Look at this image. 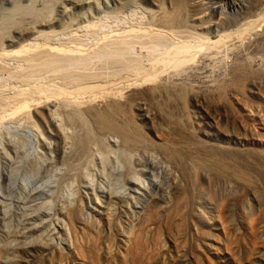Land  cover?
<instances>
[{
  "label": "rangeland",
  "instance_id": "374dc122",
  "mask_svg": "<svg viewBox=\"0 0 264 264\" xmlns=\"http://www.w3.org/2000/svg\"><path fill=\"white\" fill-rule=\"evenodd\" d=\"M46 1L0 28V264H264V0ZM134 28L157 50H133L142 75L81 89L74 68L60 92L56 46L93 30L81 56L112 63L101 36ZM40 50L51 72L24 82Z\"/></svg>",
  "mask_w": 264,
  "mask_h": 264
},
{
  "label": "bare ground",
  "instance_id": "6f19581e",
  "mask_svg": "<svg viewBox=\"0 0 264 264\" xmlns=\"http://www.w3.org/2000/svg\"><path fill=\"white\" fill-rule=\"evenodd\" d=\"M46 1V0H45ZM36 0H31L30 2H28V4L26 5V6H23V5H20V6H23V7H20V6H16L15 8H14V10H11V14H6L5 16H3V17H5V18H1V20H0V28L2 29V27L4 28V27H6V28H8L9 26H13V25H15V26H18V25H20L21 24V22H23V21H25V20H30V21H32L33 23H36V22H39V21H41V19L43 18L42 17V15L44 16V14H42V12H44V10L46 9V8H44V7H46V5H47V1L46 2H43V4H44V6L42 7V6H40L39 8H38V10H37V8L35 9V5H36ZM35 9V10H34ZM13 11V12H12ZM46 11V10H45ZM26 14H28V15H26ZM34 14H36L37 16L36 17H34ZM8 15V16H7ZM26 15V16H25ZM26 17H30V18H26ZM17 20V21H16ZM21 22H20V21ZM43 20V19H42ZM19 21V23H17ZM29 21V22H30ZM115 21V20H114ZM31 22V23H32ZM132 24V23H131ZM97 28V27H96ZM5 29V28H4ZM120 29V28H119ZM132 30V29H131ZM111 31V30H110ZM118 31V30H117ZM120 31V30H119ZM135 31V28L133 29V32ZM137 32H138V30H136ZM135 31V33L134 34H131L132 32L130 31V29H129V33L128 34H126V36H128V37H131V44H129L128 43V41H127V43L124 41V43H122L121 41V43H119V42H117L118 40H116L117 38H123V40H126L127 38L126 37H124V36H122V35H120V34H122V32L119 34V32H118V34L117 33H115V30H112L110 33L109 32H107L104 36H101L102 37V39L101 40H103V42H106L107 44H113V43H115V44H118L119 46L118 47H116V49H114V53L112 54V56H110V58H109V60L112 62V63H109V62H107V63H102V61H101V59H103V56L100 54V53H102V50L101 49H99L100 50V52L98 51L97 52V54H96V56L94 57V58H92V59H90V52H89V50H88V52H87V55H85V53H84V56H81V54H80V52L82 53L83 52V49L85 50V44L87 43V41L90 39V37H92L94 34H95V31H93L92 30V32L91 33H89V34H87V35H83L82 36V39H77V38H75V39H77V41H73V42H75V43H77L78 45H72L71 46V44H70V48L69 47H65V45H63L64 47L62 48V47H60V46H56V50H57V54L56 53H54L53 52V54H52V52L49 54V52L47 53V51L45 52V53H47L48 55L47 56H49L50 55V57L51 56H53V55H57L56 56V58H55V56H54V58H53V60H52V58H51V62H50V59L49 58H47V57H44V56H42L43 54V52H41V50H40V52H33V54H31V55H26V56H22V57H20L21 59H19V61L17 60L18 58H15V60H17V62H19V65L21 64V68H22V65L25 67H23L22 69H24L25 71V76H24V74H22L24 77V82H25V79L27 78H29V77H32V76H34V74H35V72H36V74L35 75H42V73H43V76L47 73V72H51L52 71V73H53V75H54V73H55V75L54 76H56L57 74H59V73H65V74H63V76H62V74L60 75L61 77H59L61 80H58V81H62V79H63V83H69V84H63V86L61 85V90H60V92H62L63 93V88L65 87H69V85H70V81L71 80H75V79H77L78 80V78H79V76L78 75H75V73H74V70H75V72L77 71V70H79V69H81V70H79V71H81L80 72V77H81V80H80V82H79V80H78V82H77V86L80 88L81 87V89H83L84 88V86L87 84V82L85 83V81L87 80V78H88V80H89V78L91 79V77L90 76H93L94 78H96L97 79V82L98 81H100V80H98L99 79V77L100 78H102V77H104V71L103 70H107V72H109V71H111V69H112V67H110V66H112V64H113V67H118L117 68V70H119V69H122V71H124L125 69H129V71H134V73H132V75H134V76H136L137 77V75L138 74H141L142 75V73H140L141 72V70L143 71L144 70V68L143 67H139V64H140V66H142V61L144 60H142V57L140 56V54H137V53H135V52H133V50L135 49V48H146L147 49V57H148V59L146 58V56L144 57V58H146L147 60L146 61H151L152 59H153V55L152 54H154L157 50L154 48V45L153 46H151V45H149V44H147L148 43V41L149 40H147L148 39V34H147V32H146V36L145 37H143V36H141V35H137V32ZM103 32V31H102ZM105 32V31H104ZM103 32V33H104ZM143 32V31H142ZM96 33H98V32H96ZM100 33V32H99ZM124 33H125V31H124ZM98 36V34L96 35V37ZM143 38V39H142ZM158 38V37H157ZM96 40V39H95ZM99 40V39H98ZM122 40V41H123ZM91 41V40H90ZM146 41V44L144 43ZM157 43V42H156ZM47 44V43H46ZM93 44V43H92ZM36 45V44H35ZM114 45V44H113ZM55 46L54 47H51V46H48L47 45V49H49V48H51L52 50H54L55 49ZM137 46V47H136ZM156 46V45H155ZM163 46V45H162ZM36 48H37V45L35 46ZM57 47H59V49L57 48ZM90 47V46H89ZM44 48V47H43ZM46 48V47H45ZM66 48H68V49H66ZM123 48V49H122ZM2 49V48H1ZM30 49V48H29ZM47 49H43V50H47ZM50 50V49H49ZM141 50V49H140ZM150 50H152V52L153 53H150L149 51ZM186 50V49H185ZM189 50V49H188ZM1 51V53H0V60H2V62H3V59L4 58H6L4 55H6L7 53V51L5 52L3 49L2 50H0ZM27 51V50H26ZM25 51V52H26ZM51 51V50H50ZM68 51V52H67ZM112 51V50H111ZM184 51V50H183ZM166 52H168V51H166ZM173 52V51H172ZM185 52V51H184ZM6 53V54H5ZM16 53V52H15ZM27 53V52H26ZM181 53H183V52H181ZM30 54V53H29ZM45 56H46V54H44ZM81 57H80V56ZM83 55V54H82ZM152 57H151V56ZM140 56V57H139ZM42 57H44L45 58V60L44 61H42L43 63L45 62V65L44 64H42L41 62L40 63H38V61H40V60H43L42 59ZM46 59H49V62L46 60ZM30 60V61H29ZM131 61H134V62H136V65H133L132 64V62ZM173 61V60H172ZM36 62V64H33V63H35ZM49 63V67L51 68V71H50V69H49V67L48 66H46V64L48 65V63ZM170 62H171V60L169 59V58H167V60L165 59H163V62H162V64L163 65H165V66H167L168 65V63L170 64ZM176 63H178V60H176L175 61ZM182 62V61H181ZM144 63V62H143ZM2 64H5L4 62L2 63ZM39 64V65H38ZM115 64V65H114ZM172 64H175V63H172ZM132 65V68L130 67ZM3 66L4 65H2V67H0L1 69H0V73H4V72H6V77L5 78H11L12 76H14V73L13 72H11V71H6L7 70V68H4V70H3ZM46 66V67H45ZM169 66V65H168ZM164 67V66H163ZM75 68V69H74ZM76 68H78L77 70H76ZM115 68V69H116ZM13 69V68H12ZM21 69V70H22ZM49 71H48V70ZM74 69V70H73ZM45 70V71H44ZM73 72H71V71ZM140 72H139V71ZM3 71V72H2ZM44 71V72H43ZM47 71V72H46ZM46 72V73H45ZM21 73V72H20ZM45 73V74H44ZM51 73V74H52ZM103 73V74H102ZM111 72H109V74H110ZM33 74V75H32ZM67 74V75H66ZM77 74H79L78 72H77ZM103 76H102V75ZM136 74V75H135ZM3 75V74H2ZM16 75V74H15ZM48 75H49V73H48ZM143 75H144V73H143ZM4 76V75H3ZM17 76V75H16ZM15 76V77H16ZM20 76H21V74H20ZM40 76H35L34 78H36V77H40ZM52 76V75H51ZM51 76H50V78H51ZM58 76V75H57ZM109 76H112V75H109ZM108 76V77H109ZM140 76V75H139ZM2 77V76H1ZM0 77V78H1ZM12 78H14V77H12ZM22 77H21V80L23 79ZM33 78V77H32ZM32 78H31V80H32ZM41 78V77H40ZM107 78V77H106ZM20 79V78H19ZM18 78H15V80L17 81V80H19ZM26 79V80H27ZM39 79V78H38ZM53 79V78H52ZM54 79H55V77H54ZM54 79L52 80V82L54 81ZM58 79V78H57ZM57 79H55L56 81H57ZM95 79V80H96ZM143 79V78H142ZM146 79V78H145ZM36 80V79H35ZM48 80H51V79H48ZM73 80V81H74ZM92 81V83H93V78L91 79ZM8 81H9V79H8ZM23 81H21L20 83H23ZM29 81V80H28ZM38 81H40V80H38ZM7 82V81H6ZM15 82V81H14ZM29 82H32V81H29ZM34 82V81H33ZM43 82V81H42ZM72 82V81H71ZM89 83H90V81H88ZM96 82V81H95ZM94 82V83H95ZM18 83H19V81H18ZM93 83V84H94ZM99 83V82H98ZM27 85L28 84H31L30 86L31 87H33L34 88V91H35V89H39V90H41V93H47L48 92V90L47 91H45L46 89H47V87H45L44 89H43V86H45V84L42 86V85H38V87H34V84H32V83H26ZM26 84L24 85V83L22 84L23 86L22 87H25L24 89H26ZM40 84V83H39ZM49 84H50V82H49ZM60 84V83H59ZM33 85V86H32ZM37 85V84H36ZM47 85V84H46ZM99 84H97V86H98ZM29 86V85H28ZM27 86V87H28ZM29 86V87H30ZM39 86L42 88V89H40L39 88ZM47 86H49V85H47ZM30 87V88H31ZM57 87V86H56ZM77 87V88H78ZM83 87V88H82ZM19 88H21V87H19ZM18 88V89H19ZM32 88V89H33ZM67 89V88H66ZM26 90H28V88L26 89ZM31 90V89H30ZM29 90V91H30ZM42 90L43 91H45V92H42ZM69 90V89H68ZM19 91V94L20 95H22L23 94V96H24V93H26V94H30L29 92H26L25 90H23L22 91V88L20 89V90H18ZM38 91V90H37ZM36 91V92H37ZM21 92H23L22 94H21ZM31 92H33V90L31 91ZM40 91H38V93H39ZM34 94H35V92H33ZM51 93V92H50ZM66 93H68V92H66ZM70 93V92H69ZM80 93H81V91H80ZM32 94V93H31ZM72 94V93H71ZM33 95V94H32ZM17 96H19V95H17ZM23 96H21V97H23ZM28 97H29V95H27ZM26 96V97H27ZM62 96V95H61ZM20 97V98H21ZM24 99H25V97H24ZM14 100V99H13ZM26 100V99H25ZM25 100H23V98H22V101L24 102ZM28 100V99H27ZM17 103H20V100H19V102H17ZM22 105V104H21ZM20 105V106H21ZM16 106V105H15ZM23 106V105H22ZM24 107V106H23ZM10 112V111H9ZM17 112V111H16ZM12 113V112H11ZM24 131V130H23ZM29 150H31L30 148H29ZM48 187H51V186H48ZM45 190H47L48 192H50V188H47V186H46V189H44V191ZM43 191V190H42ZM43 191V192H44ZM46 192V191H45ZM44 192V193H45ZM52 192V191H51ZM50 192V193H51ZM42 193V192H41ZM50 193H49V195H50ZM41 195H43V194H41ZM48 195V194H47ZM46 195V196H47ZM40 196V195H39Z\"/></svg>",
  "mask_w": 264,
  "mask_h": 264
}]
</instances>
